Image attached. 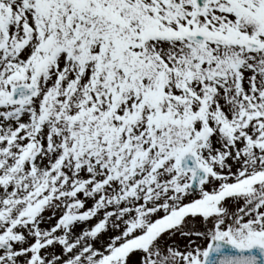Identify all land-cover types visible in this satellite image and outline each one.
I'll list each match as a JSON object with an SVG mask.
<instances>
[{
  "label": "snow or ice",
  "instance_id": "1",
  "mask_svg": "<svg viewBox=\"0 0 264 264\" xmlns=\"http://www.w3.org/2000/svg\"><path fill=\"white\" fill-rule=\"evenodd\" d=\"M0 264H264V0H0Z\"/></svg>",
  "mask_w": 264,
  "mask_h": 264
}]
</instances>
